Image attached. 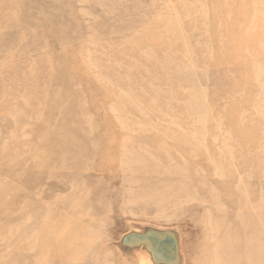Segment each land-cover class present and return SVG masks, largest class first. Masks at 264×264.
Listing matches in <instances>:
<instances>
[{
    "label": "rangeland",
    "instance_id": "obj_1",
    "mask_svg": "<svg viewBox=\"0 0 264 264\" xmlns=\"http://www.w3.org/2000/svg\"><path fill=\"white\" fill-rule=\"evenodd\" d=\"M0 264H264V0H0Z\"/></svg>",
    "mask_w": 264,
    "mask_h": 264
}]
</instances>
